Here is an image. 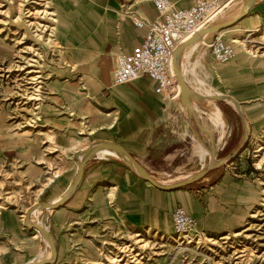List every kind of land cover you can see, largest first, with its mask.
I'll return each mask as SVG.
<instances>
[{
  "label": "rangeland",
  "instance_id": "1",
  "mask_svg": "<svg viewBox=\"0 0 264 264\" xmlns=\"http://www.w3.org/2000/svg\"><path fill=\"white\" fill-rule=\"evenodd\" d=\"M258 1L262 0H252L240 14L235 10L239 0H231L209 22L233 21L228 32L218 35L233 43L235 56L240 49L246 52V59L230 64L212 62L211 38L188 57L180 54L178 65L190 91L199 92L195 78L206 79L202 97L195 101L188 95V107L182 104L181 94L172 100L166 97L172 103L166 113L169 124L160 130L151 125L127 144L117 128L120 109L105 105L116 84L110 76L101 93L92 84V61L83 54L95 53L90 51L95 45L78 33L70 17L78 0H62L63 4L57 0H0V264H264V27L259 19L251 18L252 5ZM243 2L246 5L248 0ZM63 19L78 43L58 41L56 20ZM217 69L232 76L224 80ZM235 79L260 94L258 101L250 102L257 103L256 112L243 119V145L223 164L229 168L235 162L233 171L254 173V198L246 203L248 210L237 225H205L206 212L221 216L222 211L228 215L231 210L208 200L196 208L187 193L179 194L177 199L193 214L195 227L178 237L171 217L161 229L128 225L114 205L117 184L113 189L107 179L104 183L80 180L75 190L69 188L78 165L91 166L97 158L92 150L105 144L120 147L122 152L116 150L117 156L105 155L100 162H117L125 173L133 169L143 179L128 158L129 150L152 143L154 133L173 142L168 150L178 153L171 164H163L151 174L164 191L182 193L211 183H200L210 170L211 145L215 152L223 137L228 132L232 135V125L223 118V129L214 127L204 112L212 104L233 100L227 95V82ZM217 92L222 96L215 95ZM111 117L117 121L109 128ZM197 143L209 152L207 155L203 149L206 158L201 161L193 155ZM58 173L63 183L57 189L56 180L48 184ZM194 178L193 185H183ZM53 202L52 211L41 206ZM37 206L41 211L26 223L28 210ZM33 224L46 231L45 241L43 234L28 226Z\"/></svg>",
  "mask_w": 264,
  "mask_h": 264
},
{
  "label": "crops",
  "instance_id": "2",
  "mask_svg": "<svg viewBox=\"0 0 264 264\" xmlns=\"http://www.w3.org/2000/svg\"><path fill=\"white\" fill-rule=\"evenodd\" d=\"M170 1H173L177 8H185L191 3L190 0ZM57 2L63 4L62 0H57ZM252 10L251 18L259 19L260 25L264 27V0L254 2ZM72 13L73 15H70V17L74 18L78 33L83 38L90 39L91 43L95 45L90 50L95 53L87 51L83 56H85L84 59L92 61L90 72V74L92 73L90 76L93 77L92 84L98 89L97 93H101L106 89L104 83L107 84L106 81L110 76L112 79L116 57L122 54H131L132 50L143 41L147 32V24L157 17V12L152 1L150 3L147 0H78V4L72 10ZM134 19L143 22L144 25L142 27L135 26L132 21ZM56 23L58 41L72 45L79 42V38L67 27L64 19L56 20ZM229 29L222 30L217 34H222V32L225 34ZM213 35L208 34L199 39L184 54L185 57H188L192 51L194 52ZM246 54L240 49L238 55L233 57L228 64L246 59ZM211 61L214 62L212 57ZM195 64L196 62L191 63L190 67L193 68ZM216 72L224 80L232 76V73L222 69H217ZM195 81L206 84L204 78L197 77ZM227 85V95L233 100L229 99L228 102L224 101L225 103L217 105L212 104L213 108L207 113L204 112L206 120L214 127L223 129V118L225 123L230 120L232 125V135L228 132L223 137L220 147L214 153L215 165L209 170L208 176L200 181L202 183L211 180V183H202L203 185L200 188L185 189L182 193L150 187L144 179L137 175L135 170L132 169L127 174L117 162H100L98 159H104L103 156L105 155L116 156L109 152H101L102 149L96 152L97 158L92 159L96 161L92 162L91 166L90 164L84 166L81 182L86 183L92 179L93 182L104 183L107 179V182L109 180V183L114 184L113 189L116 188L115 185L117 184L116 199L114 201L116 210L128 225L135 227L144 226L161 229L169 224V218L176 206H182L188 212L179 203L180 200L177 199L179 194L185 193L189 195L188 200L191 199V204L196 208L202 205L203 200H208L222 208L231 210L228 215L222 211L221 216H214L212 213L206 212V215L203 216L205 225L211 226L215 223L221 227L222 225L226 226L228 223L237 225L243 220V216L248 210L246 208L247 204L254 198L252 185L254 181L251 180L254 173L247 171V173L241 174L233 171L234 167L231 166L235 162L227 165L229 168L223 164L233 159L243 145L246 138L243 119L244 117L249 118L248 114L250 112H256L253 107L257 103L250 102L258 101L260 94L257 89L250 88L247 83L241 80H230ZM154 89L155 82L146 78H140L125 85H114L110 88V96L106 99L105 105L117 106L120 109L119 126L117 128L121 130L127 144H132L134 137L151 125L154 126L153 130L156 128L160 130V126L165 125V123L169 124V121L166 120V113L171 110L172 103H167L166 97L156 94ZM198 91L199 93L203 92V90ZM178 94L177 89L174 95ZM217 94L222 96L221 92H217L215 95ZM168 99L172 100L173 96ZM108 121H111L109 122V128H111L116 124L117 118L111 117ZM175 121L178 125L177 118ZM152 136H156L151 137L152 143L145 144L143 148L137 151L129 150L131 158L151 178L152 173L157 171L163 164H171L178 154L176 149L169 152V147L174 143L166 141L164 135L154 133ZM154 143L157 145L154 146ZM158 145L160 147H157ZM203 149L199 143L194 145L193 155L199 161L206 158ZM54 178L48 185L56 180V188L58 189L63 183L60 180V174L58 173ZM119 178H121V181H119ZM190 184L193 185L194 183Z\"/></svg>",
  "mask_w": 264,
  "mask_h": 264
},
{
  "label": "built area",
  "instance_id": "3",
  "mask_svg": "<svg viewBox=\"0 0 264 264\" xmlns=\"http://www.w3.org/2000/svg\"><path fill=\"white\" fill-rule=\"evenodd\" d=\"M190 1L189 6L177 8L170 0H152L157 17L147 24L143 41L131 54L116 57L112 70L114 84H127L146 78L155 82L156 94L163 97L174 96L178 88V81L173 75L176 48L188 36L197 34L209 25L211 17L230 0ZM132 21L137 27L144 25L141 21ZM208 47L213 61L217 63H227L235 54L233 43L222 39L216 33L211 37ZM171 221L173 231L178 237L186 236L195 227L194 218L182 206L173 209Z\"/></svg>",
  "mask_w": 264,
  "mask_h": 264
},
{
  "label": "water",
  "instance_id": "4",
  "mask_svg": "<svg viewBox=\"0 0 264 264\" xmlns=\"http://www.w3.org/2000/svg\"><path fill=\"white\" fill-rule=\"evenodd\" d=\"M252 0H248V2L246 3L245 5V11L247 10V6L248 4L251 2ZM233 21H228V22H225V23H221V24H218V25H213L211 26V28L209 29L211 32H217L218 30H221L223 28H226V27H229L230 25H232ZM198 34V33H197ZM200 34V33H199ZM194 38V37H192ZM184 46H186V43L185 44H181L179 45L175 52H174V57H173V71L176 75V80L180 83V86L182 88L181 90V100H182V103L185 105V106H189L188 105V89L186 87V84L184 83V81L182 80V77L180 76V73H179V69H178V57L177 55L181 52V50L184 48ZM198 125V124H197ZM199 126V125H198ZM201 128V127H200ZM202 129V128H201ZM204 131V130H203ZM102 147H106V148H111V149H115V150H119L122 152V149L120 147H114L112 145H102L100 148ZM213 146L211 145V154H210V163L207 167V169H211L213 167L212 165V161H213V157H214V150H213ZM99 148H96L94 150H92L94 153L98 150ZM126 155V154H125ZM128 158L130 159V161L134 164V166L139 170V172L141 173V176L143 177V179H145L147 182H149L153 187L157 188V189H160V190H164V187L160 186L158 183L154 182L152 180V178L150 177V175L142 168L140 167L131 157L128 156ZM83 166H84V162H81L79 165H78V170H77V173H76V176H75V179L72 183V190H75L82 178V174H83ZM210 166V167H209ZM197 178H194V179H191L190 181H187L185 183H183V185L185 184H189L190 182L196 180ZM41 206H43L44 208H47V209H52L53 207H55V205H50V204H47V203H42ZM36 207L28 210L27 214H26V223L29 222V217H30V214L31 212L35 209ZM30 226V228H34V229H37L38 231H40L43 235L45 234V230L40 227L39 225H36V224H33V225H28Z\"/></svg>",
  "mask_w": 264,
  "mask_h": 264
},
{
  "label": "bare ground",
  "instance_id": "5",
  "mask_svg": "<svg viewBox=\"0 0 264 264\" xmlns=\"http://www.w3.org/2000/svg\"><path fill=\"white\" fill-rule=\"evenodd\" d=\"M231 1V0H230ZM229 1V2H230ZM228 3V2H227ZM226 3V4H227ZM243 0H239V2H238V5H237V7L235 8V10H237V11H239V13L241 14H243L244 12H245V5H243ZM215 16H217V13L213 16V17H211V19L210 20H212ZM211 26H213V25H211L210 23H209V25H207V26H205L204 28H202L199 32H198V34H195V35H192V36H188L185 40H184V42L182 43V44H185L186 43V46H184V48L181 50V52L177 55V57L179 58V56H180V54L181 55H183L184 56V54L199 40V39H201L202 37H204V36H206V35H208V34H214V32H211L209 29L211 28ZM227 28H229V27H226V28H223V29H221V30H218L217 32H215L216 34L218 33V32H220V31H222V30H226ZM200 33V34H199ZM223 33V32H222ZM192 37H194V38H192ZM233 57H235V55L233 56ZM232 57V58H233ZM231 58V59H232ZM230 59V60H231ZM178 69H179V73H180V76L182 77V80L184 81V83L186 84V82H187V78H186V76L185 75H183L182 74V71H181V69H180V66L178 65ZM181 71V72H180ZM173 75L176 77V75H175V73H174V71H173ZM177 78V77H176ZM196 83H197V88L196 89H198V90H203V88H204V86H205V84H203V83H201V82H199V81H196ZM120 85H125V84H120ZM119 86V85H118ZM186 87H187V85H186ZM178 92H179V94L181 93V90H182V88H181V86H180V83L178 82ZM187 89H188V87H187ZM199 93V92H198ZM198 93H194L193 91H190L189 89H188V95H189V97H193L194 98V100L196 101V100H199L202 96V94H198ZM206 95H211V94H209V93H206ZM217 96H220L219 94H217ZM229 101V100H228ZM188 103V102H187ZM183 104V103H182ZM184 105V104H183ZM182 105V108L183 109H185V107ZM192 109H193V107H192ZM185 111V110H184ZM201 145V144H200ZM202 146V145H201ZM203 147V146H202ZM204 148V147H203ZM102 149V150H101ZM205 149V148H204ZM99 150H101V152H109V153H112L113 155H116L117 156V153H116V150L115 149H111V148H106V147H102V148H99L97 151H99ZM206 150V149H205ZM213 150H214V148H213ZM96 151V152H97ZM207 151V150H206ZM95 152V153H96ZM100 152V153H101ZM99 153V152H98ZM208 151H207V155H208ZM134 165V164H133ZM210 167V166H209ZM203 169V168H202ZM70 189L72 188V184L70 185V187H69ZM56 203V202H55ZM55 203H51L50 205H54ZM48 210H52V209H48ZM40 212L41 211V209H40V206H37L32 212H31V214H30V216H31V218H35V213L36 212ZM33 222V221H32ZM37 225V224H36ZM38 233H41L40 231H38L37 229H35ZM46 232V231H45ZM42 234V233H41ZM46 233L42 236V238L44 239V241H45V239H46ZM47 236H49V235H47ZM49 260H51V259H49Z\"/></svg>",
  "mask_w": 264,
  "mask_h": 264
}]
</instances>
